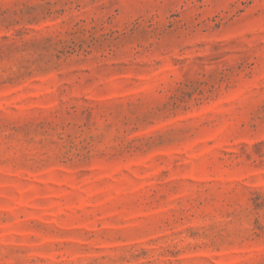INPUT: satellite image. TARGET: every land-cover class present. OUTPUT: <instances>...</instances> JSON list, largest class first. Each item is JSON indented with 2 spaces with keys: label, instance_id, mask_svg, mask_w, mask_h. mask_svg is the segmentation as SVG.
I'll return each instance as SVG.
<instances>
[{
  "label": "rangeland",
  "instance_id": "obj_1",
  "mask_svg": "<svg viewBox=\"0 0 264 264\" xmlns=\"http://www.w3.org/2000/svg\"><path fill=\"white\" fill-rule=\"evenodd\" d=\"M0 264H264V0H0Z\"/></svg>",
  "mask_w": 264,
  "mask_h": 264
}]
</instances>
